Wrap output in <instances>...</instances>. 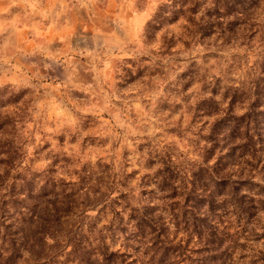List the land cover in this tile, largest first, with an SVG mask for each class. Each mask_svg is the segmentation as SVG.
Segmentation results:
<instances>
[{
	"label": "rangeland",
	"instance_id": "obj_1",
	"mask_svg": "<svg viewBox=\"0 0 264 264\" xmlns=\"http://www.w3.org/2000/svg\"><path fill=\"white\" fill-rule=\"evenodd\" d=\"M211 1L0 0V221L18 231L15 264H102L110 253L115 264H158L160 244L132 237L129 209L142 207L168 228L175 253L162 264H264V94L247 92L264 86L263 1L252 27L225 17L209 28ZM230 88L248 93L232 108L221 100ZM227 109L254 114L244 122L255 158L242 176L227 166L224 195L203 204L200 241L191 219L161 210L156 177L172 171L177 203L199 168L236 163L228 123L210 139ZM205 173L194 195L220 181Z\"/></svg>",
	"mask_w": 264,
	"mask_h": 264
},
{
	"label": "trees",
	"instance_id": "obj_2",
	"mask_svg": "<svg viewBox=\"0 0 264 264\" xmlns=\"http://www.w3.org/2000/svg\"><path fill=\"white\" fill-rule=\"evenodd\" d=\"M183 5L186 4L187 0H181ZM237 0H212L210 2V7L205 9V15L207 21L206 25L211 27L219 28V26L222 25L220 20H223V18H229L232 17V21L227 22V27H233L236 21L243 20L246 25L252 27L253 24H250V19H252L258 9L259 1L260 0H250L249 6L247 9H243V11H237L236 10V2ZM263 6H262V12L264 15V0ZM196 5V2H194ZM191 6H193V3H191ZM193 10L191 7H186L184 10L180 7V9L177 10L178 12H189L190 14L193 13ZM175 14V13H173ZM245 17V18H239ZM179 15L177 14L174 19H177ZM262 79H257L253 85L252 89H248V93L261 95L264 94V86L261 83ZM241 89L238 88H230L226 90V93L221 95V100L226 99L228 96L232 99L231 103H229V108L234 107L235 105V98L240 95H247L248 93L244 92ZM213 94H217V91L213 90ZM211 104V103H209ZM214 104V102H213ZM242 106V105H241ZM251 107H255L254 105L249 106V110H251ZM228 108V109H229ZM227 109V113H222V116L217 119V124H214L212 126V130L210 132V139L212 142L217 141V138L219 136V128L218 125L221 123H228V126L225 127L223 130V137L229 138L231 142L233 143V146L229 149L231 151L230 155H228V158L231 157H237L236 163H228V164H221V157H217L215 163L213 166H209L208 168H199L196 173L193 174V180L190 182V188L189 190L186 188V185L183 187H179L182 191L188 190L185 194V197L182 201H176L177 203H169L172 200L179 199V195L176 193V187H174V178L172 171H169L170 169H165L164 172H158V175L156 177V185L160 192H162L165 196L161 199L164 201V206L161 208L163 212L168 211V215L172 217L173 220H177L179 217V214H181V220H183L184 224L187 225V227H192L194 230L191 234H194V236L198 237V239L201 241L204 239L203 233L201 228L205 226V222L207 219L206 212L209 210L206 209L203 211V204L207 203L208 205L212 202L211 198L223 196L226 185L225 178L228 175L226 172L227 166L233 167L236 165L239 168V174L242 176L244 172L247 170V167L251 165V161L253 158H255V154L250 151V148L253 147L252 139L249 136V130H250V121L244 122L245 118H249L252 115L251 112L248 114H243L241 116L235 117L234 115H231L234 112H229ZM214 115H217L214 113ZM255 118V117H254ZM215 148L214 149H208L206 153H208V157L205 159V163H208L209 159L214 155ZM236 154L232 156L233 154ZM205 172H210V174H221L220 181L215 183V189L213 191H208V195H194L195 192L199 189V183H202V181L205 179ZM238 172V171H237ZM22 186L24 187L23 191L26 193L28 198H30L32 195V185L30 181H24L22 183ZM223 188V189H222ZM231 189H233V192L237 191L238 188L234 185ZM41 192H47L45 191L44 187H42ZM49 193H45V195H48ZM232 194V193H231ZM233 196V195H232ZM231 196V197H232ZM191 203V205L188 207V209H184L183 204L184 203ZM182 202V204H181ZM14 203H20V201H14ZM175 207H173V206ZM181 205V206H180ZM156 208H147L142 207V211H138L135 209H129V219L132 223V237L137 238V240H140L141 243L143 240H155L158 244H160L159 249L157 251L161 252L160 256L157 259L158 264L164 263L167 259H169V256L173 255L175 252L173 251V248L170 245L169 241H166L167 238H165L167 232V227L165 224H162V220L155 216ZM1 211V209H0ZM2 212H9L6 210H3L0 212V215H2ZM201 215H204L203 217H200ZM188 216V217H187ZM190 219L192 220V224L189 225ZM0 264H15L13 261L16 259L22 258V243H19L18 241L11 238L12 235H16L18 233L17 230L13 231V233L9 232L10 225L4 226L3 221H0ZM199 223V224H197ZM159 226V227H158ZM3 229V231H2ZM150 230V232L148 231ZM165 234V235H164ZM155 235V236H154ZM213 233L208 234V238H210V241H208L210 244H213ZM207 241V240H206ZM144 244V243H142ZM117 256V253H110L109 255H104L102 264H115L113 261V258ZM203 259V258H202ZM31 259L24 260L25 264L30 263ZM119 264H123V262H120ZM200 264H206V263H200Z\"/></svg>",
	"mask_w": 264,
	"mask_h": 264
}]
</instances>
